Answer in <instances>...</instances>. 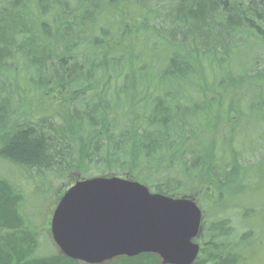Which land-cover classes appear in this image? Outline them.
I'll list each match as a JSON object with an SVG mask.
<instances>
[{"label": "trees", "instance_id": "obj_1", "mask_svg": "<svg viewBox=\"0 0 264 264\" xmlns=\"http://www.w3.org/2000/svg\"><path fill=\"white\" fill-rule=\"evenodd\" d=\"M93 176L246 225L224 204L264 181V0H0V264H82L40 241L24 203ZM229 226L209 223L194 264H245L250 232Z\"/></svg>", "mask_w": 264, "mask_h": 264}, {"label": "water", "instance_id": "obj_2", "mask_svg": "<svg viewBox=\"0 0 264 264\" xmlns=\"http://www.w3.org/2000/svg\"><path fill=\"white\" fill-rule=\"evenodd\" d=\"M201 212L191 199L152 194L116 177L75 182L58 200L49 222L54 247L66 259L104 264L151 254L160 264H193Z\"/></svg>", "mask_w": 264, "mask_h": 264}, {"label": "rangeland", "instance_id": "obj_3", "mask_svg": "<svg viewBox=\"0 0 264 264\" xmlns=\"http://www.w3.org/2000/svg\"><path fill=\"white\" fill-rule=\"evenodd\" d=\"M254 133L257 132L249 133L248 135L245 134L244 137H250L254 135ZM246 158L248 159L249 163H252L254 161V159L250 158L247 155ZM4 174L7 176H11L6 172ZM11 174H13V177L16 180H21L22 185H25V181L22 179V176L19 173L12 171ZM30 178L33 179L34 183L38 182V178L32 173H30ZM65 185L66 184L64 183L61 184L59 180L52 179V182H50V186H48L50 187L49 191H45L46 193L39 197L30 198L29 201L24 203L25 211L28 218L33 222L34 225H38L39 227L40 241H42L43 243V241L48 240L47 242L49 243V248L53 251H55V249L52 245L48 233V225L56 201L62 194L61 190H65L67 188V186ZM29 193L30 192L27 188L26 196H28ZM195 198L198 206L200 208L202 207V210H205L204 212L206 214V226L210 222H213L215 219H218V217L224 218L226 216L232 226H229V228H233L237 231V237L241 234H246L247 232H250V236L248 237L244 245L240 247L241 257H243V259L245 260V264H264V181H257L255 183H252L251 181L249 183L244 184L242 194H238L237 197L234 196L233 199L225 202V204L228 202H234L237 207L241 208L242 206L243 208L248 209L246 212V225L244 224V222L242 223V220H240V216L232 217V215H234V212H230L231 214L217 213V215H214L212 213L209 203L206 204L200 202L198 196H195ZM225 204L224 206L230 205ZM229 211H231V209H229ZM200 241L205 243L203 236Z\"/></svg>", "mask_w": 264, "mask_h": 264}]
</instances>
